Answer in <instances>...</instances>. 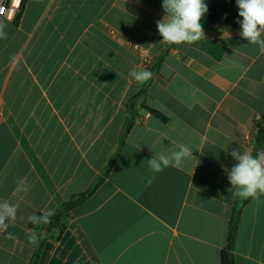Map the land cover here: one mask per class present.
<instances>
[{"label": "crops", "instance_id": "0c3cea01", "mask_svg": "<svg viewBox=\"0 0 264 264\" xmlns=\"http://www.w3.org/2000/svg\"><path fill=\"white\" fill-rule=\"evenodd\" d=\"M228 1L227 17L203 24L206 39L170 49L146 98L165 119L139 111L110 173L38 264H222L237 198L229 153L253 152L264 113V54L239 35ZM163 15L162 0H30L16 21L0 17V200L18 205L15 238L0 232V264H29L27 232L39 235L29 217L56 212L107 166L144 84L131 70L166 49ZM181 143L194 158L180 169L148 168ZM21 178L29 190L16 193ZM234 257L264 264V195L241 211Z\"/></svg>", "mask_w": 264, "mask_h": 264}, {"label": "clouds", "instance_id": "9594fccd", "mask_svg": "<svg viewBox=\"0 0 264 264\" xmlns=\"http://www.w3.org/2000/svg\"><path fill=\"white\" fill-rule=\"evenodd\" d=\"M238 16L242 18L236 22L240 25L239 35L246 39L249 44L258 47L259 52L264 54V0H236ZM164 15L156 21L157 30L162 36V43L169 45L194 44L205 38L203 19L208 13V5L205 0H162ZM230 38V32L224 30L222 39ZM6 38V33L0 29V39ZM139 46V45H137ZM130 76L137 82L146 83L153 73L145 68L136 67L130 72ZM229 155L236 161L230 170L225 169L230 181L233 196L241 199H257L264 195V149L253 155L249 151H241L234 148ZM194 158L193 151L187 145L181 143L178 150L170 153L154 154L147 160L148 168L159 173L168 167L180 169L185 160ZM151 183V180L148 181ZM29 190L26 180H17L14 191L25 193ZM18 205L9 200H0V232L6 233L8 239H14L7 229L17 218ZM55 215L54 208H47L39 215H31L29 220L33 225H49L51 217ZM39 235L28 230L27 241L30 245L39 246Z\"/></svg>", "mask_w": 264, "mask_h": 264}, {"label": "trees", "instance_id": "16d2710c", "mask_svg": "<svg viewBox=\"0 0 264 264\" xmlns=\"http://www.w3.org/2000/svg\"><path fill=\"white\" fill-rule=\"evenodd\" d=\"M234 6L235 5L228 0H220L215 6L209 8L208 13L204 17L202 23L205 24L213 20L227 17L230 13V10ZM176 46L178 45L167 44L166 49L163 51V53L158 58L155 59L154 64L151 67H148L146 69L151 71L153 74L157 73L163 59L168 55L170 49ZM149 83H150V80L144 83L140 91L129 99L127 103V117H126V121L123 125V128L119 136L117 149L111 155L108 161V164L104 168L103 172L94 180V182L91 184V186L86 191L75 194L71 196L67 201H65L57 209V211L55 212V215L51 217V224L42 225V226L30 224L31 228L36 229L39 234L43 232L44 235L40 239L39 246H37V249L29 264H38L41 251L45 243L47 242V240L54 237L53 236L54 231L58 230L60 234L64 231L65 225L63 223V220L65 218V215L69 211H71L72 209L76 208L77 206L84 203L87 199H89L95 193V191L99 188V186L102 184L103 180L108 176L112 167L116 163L117 158L119 157L120 150L122 146L124 145L127 139V136L129 135L133 126L137 122L139 111L142 109H146L150 111L152 115H155L157 117H162L163 119H165V117L160 112L154 109H151L146 105L147 87ZM263 145H264V113H263V124L259 128L258 134L253 141L252 154L255 155L257 152H259ZM251 199L252 198L241 199L237 197L235 200L234 207H233V214H232L230 224H229L227 247L222 255V264H235L234 249H235L236 237H237V233L239 229L241 211L243 207ZM47 230H49L48 233H46Z\"/></svg>", "mask_w": 264, "mask_h": 264}, {"label": "built area", "instance_id": "2783aa9c", "mask_svg": "<svg viewBox=\"0 0 264 264\" xmlns=\"http://www.w3.org/2000/svg\"><path fill=\"white\" fill-rule=\"evenodd\" d=\"M30 0H0V17L6 18L11 21H16L22 14L25 5ZM153 65V59L147 56L144 61V68L151 67ZM151 116L150 112L145 114L144 120ZM143 122V120H141Z\"/></svg>", "mask_w": 264, "mask_h": 264}, {"label": "water", "instance_id": "95a60500", "mask_svg": "<svg viewBox=\"0 0 264 264\" xmlns=\"http://www.w3.org/2000/svg\"><path fill=\"white\" fill-rule=\"evenodd\" d=\"M46 233H48V231Z\"/></svg>", "mask_w": 264, "mask_h": 264}]
</instances>
